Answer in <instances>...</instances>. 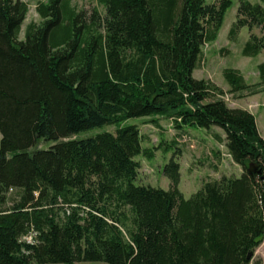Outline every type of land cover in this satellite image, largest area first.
Returning <instances> with one entry per match:
<instances>
[{"label": "trees", "instance_id": "trees-1", "mask_svg": "<svg viewBox=\"0 0 264 264\" xmlns=\"http://www.w3.org/2000/svg\"><path fill=\"white\" fill-rule=\"evenodd\" d=\"M99 1L105 15L95 12L89 24L71 0L39 2L42 22L29 23L20 40L27 3L0 0V264H250L264 239V138L250 111L208 100L221 89L192 76L231 0ZM243 26L264 29V7L241 0L230 37ZM261 51L264 34L250 33L242 54ZM257 68L253 85L224 69L229 91H261L264 62ZM138 117L220 128L224 136L214 137L241 175L186 199L172 156L162 169L167 190L136 184L135 157L154 155L137 125H123ZM105 125L115 132L75 137ZM40 140L53 144L31 151ZM252 163L260 172L249 175ZM10 189L20 197L7 207ZM31 230L36 242L20 241Z\"/></svg>", "mask_w": 264, "mask_h": 264}, {"label": "rangeland", "instance_id": "rangeland-1", "mask_svg": "<svg viewBox=\"0 0 264 264\" xmlns=\"http://www.w3.org/2000/svg\"><path fill=\"white\" fill-rule=\"evenodd\" d=\"M27 3L28 12L21 26L19 39H24V30L29 23L40 24L42 19L36 12V5L46 0H22ZM216 0H205L207 4ZM241 0H231V6L226 10L222 25L213 42L206 43L202 47V54L192 76L197 79L210 80L222 91L223 101L230 108H241L250 111L256 121L260 135L264 138V86L256 94H249L248 91L231 93L229 85L223 77V70L227 68L237 69L243 75L248 85L258 84V65L264 62V51L255 56H244L242 48L249 38L250 33L257 35L264 34V29L247 26L239 28L232 38L229 35L230 28L236 20L237 9ZM251 3H259L264 7V0H247ZM70 6L79 13L84 14L86 24L93 19L94 13L100 17L105 15V7L99 0H71ZM99 29V26L97 27ZM256 88V87H255ZM220 94H211L208 100L220 98ZM149 117L130 118L123 125H137L142 135V145L146 148H154L152 158L137 156L140 168L135 179L136 184L150 185L156 188L167 190L170 185L169 179L163 174V166L173 156L179 163L180 181L179 190L184 198L200 190L207 182L219 180L222 176L239 177L241 168L231 159L224 142L218 141L214 133L223 137V131L218 127H212L206 131L198 127H187L186 131L176 129L170 119H161L159 125L155 126L149 122ZM115 125L96 127L80 132L75 137L87 138L98 133L108 131L114 133ZM1 138V135H0ZM53 143L40 140L31 149H48ZM6 206L10 207L19 200L20 191L8 192ZM62 201L56 205L55 214L58 219L63 217ZM125 215L123 233L127 238V232L132 228V213L127 206L121 208ZM253 259L260 260L264 264V239L256 248ZM252 259V261H254ZM252 261L250 264H252ZM36 264V263H31ZM65 264V263H50ZM75 264H108L105 262L86 261Z\"/></svg>", "mask_w": 264, "mask_h": 264}, {"label": "built area", "instance_id": "built-area-1", "mask_svg": "<svg viewBox=\"0 0 264 264\" xmlns=\"http://www.w3.org/2000/svg\"><path fill=\"white\" fill-rule=\"evenodd\" d=\"M220 99H223V96H220ZM10 191H12V189H10ZM67 209V207H65ZM68 212V209L66 210ZM20 241H23L25 243H29V244H33L35 243V232L34 231H30L27 234H24L20 237Z\"/></svg>", "mask_w": 264, "mask_h": 264}, {"label": "water", "instance_id": "water-1", "mask_svg": "<svg viewBox=\"0 0 264 264\" xmlns=\"http://www.w3.org/2000/svg\"><path fill=\"white\" fill-rule=\"evenodd\" d=\"M257 170V166L255 164H250L248 167V174L252 175L253 172H255ZM258 172H260V170H257ZM262 203H263V209H264V194L262 197Z\"/></svg>", "mask_w": 264, "mask_h": 264}, {"label": "crops", "instance_id": "crops-1", "mask_svg": "<svg viewBox=\"0 0 264 264\" xmlns=\"http://www.w3.org/2000/svg\"><path fill=\"white\" fill-rule=\"evenodd\" d=\"M178 130V132H180V131H186L187 130V127H183V128H181V129H177Z\"/></svg>", "mask_w": 264, "mask_h": 264}]
</instances>
